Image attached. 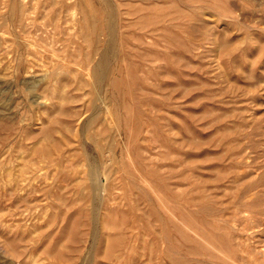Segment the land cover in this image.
<instances>
[{
    "label": "rangeland",
    "instance_id": "374dc122",
    "mask_svg": "<svg viewBox=\"0 0 264 264\" xmlns=\"http://www.w3.org/2000/svg\"><path fill=\"white\" fill-rule=\"evenodd\" d=\"M0 135V264H264V0H0Z\"/></svg>",
    "mask_w": 264,
    "mask_h": 264
},
{
    "label": "bare ground",
    "instance_id": "6f19581e",
    "mask_svg": "<svg viewBox=\"0 0 264 264\" xmlns=\"http://www.w3.org/2000/svg\"><path fill=\"white\" fill-rule=\"evenodd\" d=\"M29 43H30V42H29ZM31 43H32V42H31ZM33 44H34V43H33ZM34 46H35V45H34ZM31 47H32V46H31ZM35 47H36V46H35ZM32 48H33V47H32ZM34 50H36V49H34ZM31 61H32V60H31ZM33 62H34V61H33ZM33 64H34V63H33ZM27 67H28V66H27ZM30 68H31V67H30ZM34 88H35V87H34ZM36 115H37V114H36ZM0 136H1V135H0ZM2 137H3V136H2ZM43 157H44V160H45V157H47V156H43V154H42V157H41V158H43ZM20 158H21V157H20ZM34 159H35V158H34ZM37 159H38V158H37ZM19 160H20V159H19ZM38 160H39V159H38ZM27 161H28V159H27ZM32 161H33V160H32ZM40 161H41V160H40ZM25 162H26V160H25ZM34 162H35V161H34ZM42 162H43V161H42ZM18 163H19V162H18ZM37 163H40V162H37ZM30 164H31V163H30ZM35 164H36V163H35ZM44 164H45V163H44ZM44 164H42V163H41V164H36V166H37V165H38V166H39V165L41 166V165H44ZM17 165H19V164H17ZM20 165H21V164H20ZM32 165H33V164H32ZM20 167H22V166H20ZM32 168H34V166H33ZM32 168H31V169H32ZM34 169H36V167H35ZM38 169H39V168H38ZM41 169H42V166H41ZM43 169H44V168H43ZM19 171H20V170H19ZM38 171H40V170H38ZM27 172H28V171H27ZM19 173H20V172H19ZM33 174H34V173H33ZM19 175L21 176V173H20ZM19 175H18V176H19ZM27 175H29V173H27ZM16 176H17V175H16ZM20 176H19V177H20ZM39 176H40V175H39ZM26 177H27V176H26ZM23 178H24V180H23ZM29 178H30V177H29ZM22 180L25 181V177H22ZM28 180H29V179H28ZM26 181H27V180H26Z\"/></svg>",
    "mask_w": 264,
    "mask_h": 264
}]
</instances>
